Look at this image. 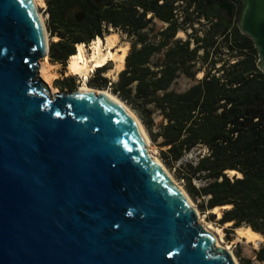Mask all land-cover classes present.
Wrapping results in <instances>:
<instances>
[{"label": "water", "instance_id": "1", "mask_svg": "<svg viewBox=\"0 0 264 264\" xmlns=\"http://www.w3.org/2000/svg\"><path fill=\"white\" fill-rule=\"evenodd\" d=\"M239 1L264 73V0ZM46 31L32 0H0V264H237L113 100L52 94Z\"/></svg>", "mask_w": 264, "mask_h": 264}, {"label": "trees", "instance_id": "2", "mask_svg": "<svg viewBox=\"0 0 264 264\" xmlns=\"http://www.w3.org/2000/svg\"><path fill=\"white\" fill-rule=\"evenodd\" d=\"M221 2L47 0L48 30L60 38L49 57L66 66L77 44L104 38L109 28L125 34V68L112 82L99 68L91 85L110 89L137 114L162 162L192 198H203L202 209L229 206L218 220L231 223L228 232L250 227L264 237V73L252 39L237 25L241 2L231 17ZM181 77L194 84L175 90ZM195 150L194 160L178 165ZM194 180L205 184L196 188ZM256 260L264 264V245Z\"/></svg>", "mask_w": 264, "mask_h": 264}, {"label": "bare ground", "instance_id": "3", "mask_svg": "<svg viewBox=\"0 0 264 264\" xmlns=\"http://www.w3.org/2000/svg\"><path fill=\"white\" fill-rule=\"evenodd\" d=\"M32 1H33L34 5L37 9L39 18L41 19V21L44 24L45 20L39 11L40 7L46 6L44 0H32ZM181 34H182V32H179L178 36H182ZM45 38L47 40V43L49 44L47 31L45 32ZM129 49H130V47L128 44L122 45V46L119 45V35L115 32H111L110 34H107L104 38L99 37V38L94 39L90 43V47L88 49L86 48V46L84 44H77L76 48H75V50H76L75 54L73 56H71L68 60L67 71L70 75L78 76L79 79H81V85H80L79 90L86 91V92H93L97 95L107 96L108 98L113 100L125 113H127L134 120V122L138 125L139 129L141 130V133H142V135L145 139V142L147 144V150H148V153L150 154V156L153 158V160L155 162L163 165V167L165 168V170H166L167 174L169 175V177L171 178V180L177 186H179V188L187 195L186 191L183 189V187L181 185H179L175 181V179L173 178L171 173L166 169V167L160 161V159L151 152L150 138H149L146 130L144 129V126L141 124L139 118L135 114V112L125 102H123L119 97L114 95L109 90L98 89V88H94V87H91L88 85L89 79L92 77V74L97 69L106 68L111 63H112V67H110L108 69V71L105 73V76L114 75V78L116 76H118L119 73L125 68V59H126V56L128 54ZM44 62H45V64L48 62L47 57L41 63V65H42L41 76H42L44 82L46 83V85L48 86L51 83V78H49L50 76L48 77L46 73H45L46 75L44 74V71H45V69L43 68ZM49 66H53V65L50 64ZM57 75H58V73H57ZM199 76H202V73ZM56 93H57V91L55 89H52V94L55 95ZM228 174L233 175L234 172H229ZM189 200L197 212V215L199 218V223L202 224L203 227L207 231H209L215 235L217 247L223 248L224 250H228L229 252H231L230 247L223 246L224 240H223L222 230L220 228H218V229H216V231H213L211 226H208L203 221H201L199 211L196 209L193 201L190 198H189ZM227 207H229V206H224L222 208H227ZM220 210H221V207H216L211 211L216 213L220 218L222 215L220 213L221 212ZM230 225H231V223H227L224 225V227H228ZM236 231L240 237L246 239L249 243L254 244V243H257L258 241H262V240L264 241L263 235L253 231L250 227H241V228L236 229ZM231 254L233 255L232 252H231ZM233 258L237 264H240L237 261V259L234 257V255H233Z\"/></svg>", "mask_w": 264, "mask_h": 264}, {"label": "rangeland", "instance_id": "4", "mask_svg": "<svg viewBox=\"0 0 264 264\" xmlns=\"http://www.w3.org/2000/svg\"><path fill=\"white\" fill-rule=\"evenodd\" d=\"M44 2L46 4V6L45 7H40L39 11H40L41 15L43 16V18L45 20L46 29H47V35H48V40H49V45L51 47V45L53 43L59 41L60 38H59V36L57 34L52 36L50 34L49 30H48L47 22L49 20V14L47 13V8H48L47 0H44ZM238 9H239V6L237 7V12H238ZM155 23H156L157 29L162 28V26H163L162 23H160L159 21H155ZM203 24H205V22ZM196 27L199 28V29H201L203 27L206 28L205 25L204 26L196 25ZM109 31H110V33L111 32H115V33H117L119 35V45L122 46V45L128 44L129 47L131 46V42L129 41V38H127V36L125 34H123L120 30H115L114 28H109ZM181 35L182 36H178V37L186 39L187 36H186L185 33L182 32ZM80 44H84V43H80ZM84 45L86 46L87 49L90 47V43L89 44H84ZM44 59L40 60V69H39V76L41 77L42 80H43V78L41 76V69H42L41 63L44 61ZM47 60H48V62L46 64L44 62L43 68L45 69L44 74L46 73L47 76L48 77L50 76L49 78H51V83H50V85H48V87L51 90V92H52V89H55L57 91V93H62V92L72 93L74 91L79 90L80 85H81V79H79L78 76H73V75H70L68 73L67 64H66V66H63L62 64L54 63V62H52L50 60L49 55L47 56ZM67 63H68V61H67ZM50 64L53 65V66H49ZM110 67H112V63L109 64L105 68V72L102 73L101 76L102 77H106L109 81L112 82V81L117 80L118 76H116L115 78H114V75L105 76V73L108 71V69ZM97 70L92 74V77L88 81V85L91 86V87H94L93 85H91V82L96 77ZM57 73H58V75H57ZM201 77L202 76L198 75V79H200ZM193 84H194L193 80L181 77L174 84L173 88L175 90H177V91H184V90H186L187 88H189ZM150 141H151V145H150L151 146V152L154 155H156L160 159V161L162 162V160L160 158V153H159L158 146H156V144H154L151 139H150ZM196 155H197V151L195 150V151L191 152L190 154L186 155L181 160V162L178 163V165L194 160ZM164 166L171 173V175L173 176L175 181L179 185H181L183 187V189L187 192V194L189 195L190 199L195 204L196 209L199 211V214H200V217H201V221H203L206 225L211 226L213 231H216V229H218V228H220L222 230V232H223V240H224L223 246L230 247V250L233 253L234 257L237 259V261L240 264H242L241 261L243 259H249L254 264H261L260 262H258L256 260V252L264 245V241L263 240L262 241H258L257 243L253 244V243H249L246 239L240 237L239 234L237 233L236 229L233 232H228L227 230L229 229V226L228 227H224L223 225L219 224V222H218V220L221 217L219 218V216L216 213L212 212L211 210H207V209H202L201 208V204L203 202V198H196V199L192 198L190 196V194L188 193V191L186 190L185 181L177 178L176 175H175V171L174 170H170L165 164H164ZM204 184H205V181H203V180H194V181H192V185L195 186L196 188H199V187L203 186ZM222 209L223 208H221V210H220L221 214H222ZM213 214H216V219L212 218Z\"/></svg>", "mask_w": 264, "mask_h": 264}, {"label": "flooded vegetation", "instance_id": "5", "mask_svg": "<svg viewBox=\"0 0 264 264\" xmlns=\"http://www.w3.org/2000/svg\"><path fill=\"white\" fill-rule=\"evenodd\" d=\"M222 1H227V2L232 3L233 5H235L236 9H237V7L239 5V1L238 0H222Z\"/></svg>", "mask_w": 264, "mask_h": 264}]
</instances>
